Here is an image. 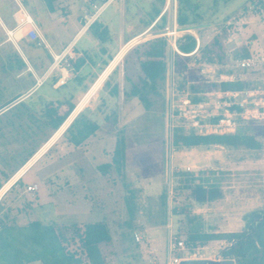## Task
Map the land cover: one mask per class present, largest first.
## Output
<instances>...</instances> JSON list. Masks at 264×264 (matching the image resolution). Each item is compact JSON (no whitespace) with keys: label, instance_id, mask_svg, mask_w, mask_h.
<instances>
[{"label":"rangeland","instance_id":"374dc122","mask_svg":"<svg viewBox=\"0 0 264 264\" xmlns=\"http://www.w3.org/2000/svg\"><path fill=\"white\" fill-rule=\"evenodd\" d=\"M149 2L150 0H136V3L144 5H148ZM142 11L143 9L125 11L127 15H134L127 21L129 27L139 22V17L143 15ZM167 13L168 25H171L173 19L172 9L169 8ZM55 14L57 18L58 13ZM40 19L44 20L43 28L47 41L55 51H57L56 46L64 45L71 39L77 27L73 25L72 21L66 25L64 22L57 20L50 23L45 17L44 19L40 17ZM212 24L214 32H221L223 29L227 30L228 35L224 41L230 51L235 52L237 49L240 50L245 47L249 50V55L256 57L259 61L254 69L240 72L241 77L250 79L254 86L241 92L237 97V101L247 100L246 107L251 112L247 113L248 118L246 120L249 121L252 132L262 146L259 149L252 150L220 145L196 146L192 148L175 145L173 163H169L166 159L168 89H166L165 94V87L167 88L165 84L164 98L155 99L150 110L142 111L134 120H128L132 122H128L129 126L125 130L126 154L125 158L123 157L125 176H121L123 173L122 169L117 171L112 166L108 170V176H106L104 182V185L109 189V193L98 195L93 191L87 204L88 206L82 204L84 208L89 209L90 213L96 214L99 208V198H102V201H105L109 207L119 202L118 204L120 205L117 212L122 214V216L116 214L109 217L116 252L115 264H145L139 259L126 257L127 252L123 249L126 244L122 243L120 237L122 233L133 234L134 232L133 227L130 228L124 224L123 213L127 214L128 211L121 209L123 207L122 204L127 203L126 198L132 197L130 187H135L139 183L141 185V182L144 184L142 185V190L140 192L135 190L133 195L136 205L141 204L146 209L150 208L153 219L162 221L166 218V224L168 223V225L158 228L160 229L158 236L161 237L160 250L158 251V247L156 248L161 259L162 255H167V251H164V248L167 245L168 235L169 237L170 235L183 237L189 241L194 248L192 252H197L198 257L204 252H210L211 254L219 252L228 245L226 240H210L202 245L200 241H191L189 236L195 232L223 233L242 231L246 228L249 215L264 207V4L261 5L259 0H233L228 5L220 4L216 14L212 16ZM175 30L177 28L170 31ZM186 32L193 31L178 30L175 34L169 35L170 40L174 43L175 38ZM196 58L198 56L194 55L190 60L182 59L177 67L174 64L175 58L173 59L176 79L174 85L177 89L182 86L186 79L188 81L214 79L209 77V72H201V68H206V66L212 67L209 68L211 69L210 73H214L219 77V80L234 78V76L233 78L232 76L228 78L226 77L227 74L219 73V66L200 64L196 61ZM230 62L235 69H239L237 67L240 66L235 61ZM180 73L185 76H181ZM2 83L3 85L6 84ZM2 83L0 82V101L5 95V90L1 89ZM99 99L97 96L94 101ZM103 117L107 123L113 124L115 117L117 118L118 115L109 114L108 118L103 114L95 115L96 119H103ZM123 119L124 116L120 115L119 120L123 122ZM174 124L181 126L182 123L179 120H175ZM10 128L0 129V152H4L9 144H13L11 150L17 146L16 142H14V140L18 142L15 128ZM109 131L113 132L112 130ZM114 132H117V130H114ZM61 134L57 130L47 143V146ZM162 142H164L165 154ZM15 156L17 157L18 155L15 154ZM109 157L110 163L114 164L113 152L109 153ZM9 162L10 164L12 163L11 161ZM187 166H190L191 170H188ZM6 168L7 166L5 165L1 166L3 170H6ZM50 168L51 166L44 168L40 174L46 173ZM53 168L54 166H52ZM171 169H173V172ZM31 177H33V173L25 176L24 183L29 182L32 179ZM187 179H192L194 183H203L204 185L217 184L222 187L224 195L214 202L199 204L192 198L190 189L186 188ZM36 181L40 184L38 195L33 196L31 192L25 190L20 196V204L12 206L9 216L11 218L16 217L19 224L22 225L32 220L47 222L55 220L58 222L60 220L61 223H70L72 215L79 212L77 206L71 205V203H64L61 200L63 197H70V189L59 190L57 187L50 186L41 176ZM148 181H152L151 188L145 186ZM172 186L173 193L168 195L167 192ZM5 188L7 187L5 186L3 189ZM149 192L150 195H147ZM13 197L14 194L9 195V198L12 199ZM4 210L6 211L7 209L2 207L1 213H4ZM146 232L152 231L146 230ZM205 245L208 247L202 248ZM217 256L212 257L213 262L223 264L222 255H219V259H216ZM32 264L41 263L35 262ZM186 264H202V262L189 261Z\"/></svg>","mask_w":264,"mask_h":264},{"label":"trees","instance_id":"16d2710c","mask_svg":"<svg viewBox=\"0 0 264 264\" xmlns=\"http://www.w3.org/2000/svg\"><path fill=\"white\" fill-rule=\"evenodd\" d=\"M43 1L51 11L55 10L57 0ZM90 1L100 2L101 0ZM166 1L150 0L148 5H144L132 0H125V4L127 11L132 10L137 4L141 6L144 13L140 22L144 24L145 29L150 26V30L158 34L164 32L168 26V13L167 11L162 13ZM232 1L177 0L176 24L178 28L183 29L191 24L210 23L211 25L194 29L193 32H186L177 38L178 49L186 55L176 52L174 54L175 66H179L182 59L190 60L192 56L196 55L198 56L196 58L198 63L219 66V73L234 76L233 79L228 80L200 81L191 84L189 87L194 102L203 100V95H200L202 92H242L254 86L250 79L241 77L240 74L242 70L249 69L241 67L235 69L230 62L235 61L237 63L238 60L249 57V50L244 47L235 52L230 51L224 41L228 35L227 30L223 29L221 32H214L213 30L212 16L218 11L220 4L228 5ZM259 3L263 5L264 0H259ZM32 17L38 24L37 18ZM98 25H100L98 21L93 25L97 38L107 42V38L110 37L108 27L105 26L98 30ZM23 31L28 32L26 29ZM195 34L199 38V45ZM32 42L31 45L37 46L35 41ZM170 48L168 37L158 35L136 44L124 55V79L131 87L129 91L125 90L124 100L137 97L145 110L148 111L153 107L155 99L164 98ZM45 50L48 58L52 61V55L47 49ZM111 58L112 56L109 57V59ZM83 61L84 58L70 60V71L74 72L75 68L78 67L76 62ZM108 63L109 60H106L100 70H103ZM180 75L185 76L183 73ZM93 81L94 79L91 80V82ZM187 81V79L184 80L179 89L186 87ZM107 83L106 80L104 85ZM42 85L39 88V94L37 92L30 95L0 114V124H2L0 129L15 128V133L22 139L21 148L28 150L24 159L15 167H11L15 163L10 164L9 162L16 158L15 153L9 157H2L3 165L9 168L6 169L8 171L1 170L4 176L0 178V187L57 130L62 133L66 129L62 133V137L67 138L74 146H78L85 142L98 128L96 123L86 119L84 111H81L72 101L74 86L69 88L68 94H62L59 88L52 91ZM87 89L88 87H85L84 92ZM113 91L116 92V88ZM8 104L6 102L2 107ZM63 105L66 106V109L61 111ZM231 108L238 112L242 111L238 105ZM70 114L71 116L68 118ZM108 117L109 115L106 116V118ZM234 118L237 125L232 133L198 134L192 132L187 134L182 127H176L174 143L177 146L188 148L210 145L252 150L261 148L262 144L252 132L249 121L239 114ZM66 119L67 121H65ZM219 119L220 117H214L212 121L217 122ZM113 154L114 164L109 163L107 167L114 166L120 171L124 162L123 157L125 158L126 154L125 138L120 137L118 139ZM186 182V188L190 189L192 198L199 204L214 202L224 195L222 187L217 184L204 185L203 183H194L192 179H187ZM131 196L127 198L126 204L129 212L133 213L136 203L133 195ZM1 210L2 204L0 202V264H32L35 262L41 264H115L116 262L113 237L106 221L59 224L32 220L22 225L19 224L16 217L11 218L9 216L10 209L4 210V213H1ZM128 226L132 227V225ZM189 237L193 242H202V245L210 240H226L228 245L221 252L223 264H264V207L249 215L246 228L242 231L195 232ZM188 244L190 245L189 241ZM190 246L193 250V246Z\"/></svg>","mask_w":264,"mask_h":264},{"label":"crops","instance_id":"0c3cea01","mask_svg":"<svg viewBox=\"0 0 264 264\" xmlns=\"http://www.w3.org/2000/svg\"><path fill=\"white\" fill-rule=\"evenodd\" d=\"M132 1L136 2V0ZM91 2L93 1L57 0L55 2V10L51 11L43 0H0V82L6 83L5 85L2 83L1 87V89L5 90V95L0 101V114L30 95L37 93L42 84V86H46L52 91L59 88L62 94H68L69 88L74 86L72 90V101L76 103L77 107L81 108V111H84L86 119L98 125L95 132L78 146L71 144L67 138L62 137V134L47 146L53 134L47 142L18 168L9 180L14 179L10 182L7 180L0 187V202L3 209H11L14 204H20V196L27 190L28 185L36 183L40 188V184L37 183L36 179H39L41 176L50 186L57 187L59 190L70 189V197L61 198L64 203H71V205H75L79 209V212L72 215L70 223L80 224L103 220L110 226V216H115L116 214L122 216V214L117 212L119 210V202L109 207L105 201H102V198H99V208L96 214L90 213L89 209L84 208L82 204L88 206L87 204L90 201V196L93 191L98 195L109 193L108 187L104 185L105 178L108 176V170L112 168L107 167V164L110 163L109 153H114L116 143L120 137H126L125 130L129 126L128 122H132L128 120H134L142 111H147L137 97L124 100L125 90L129 91L131 89L130 84L124 79V55L133 46L144 40L158 35L167 36L171 50L165 83L167 85V88L165 87L166 94L169 83H174L176 80L172 61L174 54L177 52L175 49L177 47V38H175L173 43L169 35L175 34L178 30H186L178 28L173 5L172 3L168 5L167 1L162 13L171 8L173 11V19L171 25L169 24L162 33H154L150 30V26L145 29L144 24L140 22L142 16L139 17V22L129 27L127 21L134 15L130 16L126 14L125 0H114L90 25H84L86 12L92 14L94 11L90 5ZM132 9L142 8L137 4ZM142 12L144 13V11ZM55 13H58L57 18ZM32 16L37 18V25L45 38L46 35L43 28L44 20H41L40 17L43 19L45 17L50 23L57 20L64 22L66 25L72 21L73 25L77 27L67 43L56 46L57 51L49 43L50 48L41 47L37 44V46H33L31 45L33 43L32 40L27 35L28 32L23 31V29L29 30L27 19H33ZM97 21L101 25H98V30L105 26L109 29L110 37L107 38V42L99 40L96 36L93 25ZM174 28H177V30L170 31ZM195 36L199 45V38L196 34ZM45 49L52 55V61L48 58ZM67 53H71L72 58L70 60L84 58L83 62H76L78 67L75 68L74 72L70 71V68L66 66L65 62L59 66L54 64V55ZM179 54L186 55L183 52ZM111 56L112 58L109 59ZM106 60H109V63L103 70H100ZM209 77L214 79L219 78L214 73H210ZM55 78L57 79L54 81ZM92 79H94L93 82H91ZM106 80L108 83L104 85ZM85 87H88V89L84 92ZM115 88L116 92L113 91ZM97 96L100 99L94 101L97 99ZM218 96L223 101L231 100L222 94ZM6 102L9 104L2 107ZM233 106H230V110L235 112L231 108ZM65 109L66 106L63 105L61 111ZM96 114H103L105 116L115 114L118 117L112 124L107 123L104 117L103 119H96ZM120 115L124 116L123 122L119 120ZM114 130H117V132H114ZM16 137L18 139L19 135L16 134ZM21 141L22 139L19 137L18 142L14 140L17 144L14 149L11 150L13 144H9L4 152H0V171L3 170L1 166H4L2 163V155L6 157L14 153L18 155L16 159L11 161L15 163L11 167H15L17 163L24 159V155L28 150L21 148ZM162 144L165 154L164 142ZM45 146L47 147L45 148ZM43 148L45 149L41 152ZM15 150L17 151L15 152ZM173 158L174 155L171 158V164L173 163ZM166 159L169 162V157H167V142ZM50 166L51 168L46 173L40 174L41 170ZM52 166H54L53 169ZM123 167L124 162L121 165L122 177L125 176V167ZM117 171L119 170L117 169ZM31 173H33L32 179L24 183L25 176ZM3 176L4 174L0 172V178H3ZM151 182H146L145 186L151 188ZM4 185L7 187L6 189H3L5 187ZM142 185H144L143 182H141V185L139 183L137 186L134 185L135 187H130V194L134 195L135 190L140 192L143 188ZM38 191L35 194L31 193L33 196L38 195ZM167 193L169 195V191ZM11 194H14L12 199L9 198ZM147 195H150V192ZM122 205L121 210L128 211L127 214L123 213V217L125 218L124 224L132 225L133 231L141 233L144 237L142 242H137L132 233L121 234V241L126 244L123 247L124 251L127 252L126 257L139 259L145 264H173L172 254L168 248L169 235L167 245L164 248V251H167V258L162 255L161 259L158 252L161 241V237L158 236V231L160 230L158 228L168 225V223L166 224V218L162 221L153 219L151 216L152 210L142 207L141 204L135 206L136 208L133 213L129 212L127 204ZM43 222L49 223L47 221ZM50 222L65 224L61 223L60 220L58 222L57 220ZM146 230L152 232L147 233ZM156 247H158V251ZM207 247L205 245L202 248ZM221 252L222 250L217 253L213 252L212 254L210 252H204V254L198 257L197 252L190 250L189 252L179 254L177 258L179 259V263L181 262L180 264H186L189 261H201L202 264H211L213 262L212 257L221 255Z\"/></svg>","mask_w":264,"mask_h":264},{"label":"built area","instance_id":"2783aa9c","mask_svg":"<svg viewBox=\"0 0 264 264\" xmlns=\"http://www.w3.org/2000/svg\"><path fill=\"white\" fill-rule=\"evenodd\" d=\"M114 0H101L100 2H91L90 5L94 9L92 14L86 12L84 16V25H90L95 18L102 13ZM168 5L172 3L174 14L177 10V0H167ZM29 30L28 37L35 41L38 46L50 48L49 44L44 37L43 33L39 29L37 23L29 18ZM178 53H181L177 47H175ZM196 51V50H195ZM72 58L71 53L67 54H57L54 55V64L59 66L61 63L65 62L67 67H70V59ZM258 59L254 56H249L237 61V65L241 68L254 69L258 65ZM212 67L206 66V68H201V72H209L210 74ZM232 75L226 76L231 78ZM233 78V76H232ZM219 80L210 79L208 81ZM200 81H188L186 87L182 89H177L174 87V83H169L167 91V111H166V131L168 137L166 136L167 142V157H169V163L175 152L174 143V131L178 125L174 124L175 120L181 121V126L185 133L189 134L192 132L198 134H210V133H232L236 129L235 116L240 114L243 118H248L247 113L251 112L249 108L246 107V99L237 101L238 95L241 91H210L202 92L203 100L194 102L192 100V92L190 91V85L199 83ZM243 92V91H242ZM225 95L231 100L223 101L218 95ZM247 94V92H245ZM238 105L242 111L232 112L230 106ZM222 111V112H221ZM255 111V110H253ZM220 117L219 121L214 122L212 118ZM187 130H189L187 132ZM188 170H191L190 166H187ZM173 172V169H171ZM172 175V174H171ZM39 189V185L34 183L27 186V190L35 194ZM169 194L173 193V186L169 188ZM134 239L137 242H142L144 237L141 233L135 231L133 233ZM168 248L172 254L173 264H178L179 259L177 258L179 254L186 253L192 250L188 241L183 237H178L171 235L168 242ZM216 259H219V255Z\"/></svg>","mask_w":264,"mask_h":264},{"label":"water","instance_id":"95a60500","mask_svg":"<svg viewBox=\"0 0 264 264\" xmlns=\"http://www.w3.org/2000/svg\"><path fill=\"white\" fill-rule=\"evenodd\" d=\"M210 25H211L210 23H205V24H200V25L191 24V25H188L187 27H185V28H183V29H181V30L192 31V30H194V29H198V28H201V27H207V26H210ZM72 113H73V111H72ZM72 113H71V114H72ZM71 114H70V116H71ZM70 116H68V118H69ZM75 117H76V116H75ZM75 117H74V118H75ZM68 118H67V119H68ZM67 119H66V120H67ZM73 120H74V119H73ZM73 120H72V121H73ZM72 121H71V122H72ZM69 125H70V124H69ZM69 125H68V126H69ZM213 264H217V263H216V262H213Z\"/></svg>","mask_w":264,"mask_h":264},{"label":"bare ground","instance_id":"6f19581e","mask_svg":"<svg viewBox=\"0 0 264 264\" xmlns=\"http://www.w3.org/2000/svg\"><path fill=\"white\" fill-rule=\"evenodd\" d=\"M27 21H29V19H27ZM79 109H81L80 107H79ZM67 121V120H66ZM6 189V188H5Z\"/></svg>","mask_w":264,"mask_h":264}]
</instances>
